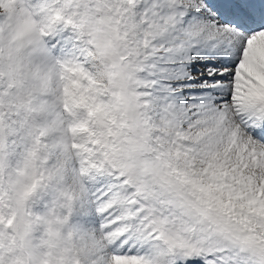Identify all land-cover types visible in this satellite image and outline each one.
<instances>
[{
	"label": "snow or ice",
	"instance_id": "6c2138e0",
	"mask_svg": "<svg viewBox=\"0 0 264 264\" xmlns=\"http://www.w3.org/2000/svg\"><path fill=\"white\" fill-rule=\"evenodd\" d=\"M0 264H264V0H0Z\"/></svg>",
	"mask_w": 264,
	"mask_h": 264
}]
</instances>
